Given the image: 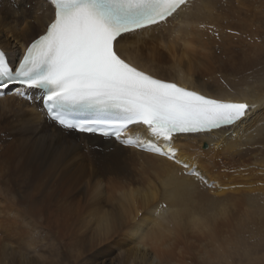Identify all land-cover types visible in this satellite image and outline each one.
<instances>
[{
    "label": "bare ground",
    "instance_id": "1",
    "mask_svg": "<svg viewBox=\"0 0 264 264\" xmlns=\"http://www.w3.org/2000/svg\"><path fill=\"white\" fill-rule=\"evenodd\" d=\"M254 1L191 0L179 21L132 37L121 48L129 62L160 78L257 103L234 138L177 140L179 156H197L200 171L216 187L114 139L62 131L37 110L38 102L0 98V236L5 229L9 237L25 238L33 230L26 233V223L43 225L53 239L68 241L59 264H193L191 251L199 259L222 256L235 264L228 246L253 221L264 219V207L258 206L264 202V79L259 85L234 79L264 61L261 46L244 34L254 25ZM48 15L45 0H0V47L16 57ZM251 128L257 135L245 139ZM165 179L170 187L164 202L176 211L161 219L160 198L149 201L146 193L163 191ZM109 218L112 232L100 239Z\"/></svg>",
    "mask_w": 264,
    "mask_h": 264
},
{
    "label": "snow or ice",
    "instance_id": "2",
    "mask_svg": "<svg viewBox=\"0 0 264 264\" xmlns=\"http://www.w3.org/2000/svg\"><path fill=\"white\" fill-rule=\"evenodd\" d=\"M45 3L49 15L44 27L18 58L0 47V98L38 100L37 110L62 131L114 139L172 162L181 169V176L216 187L200 171L197 156H179L177 140L184 135L234 138L248 124L257 103L225 98L220 92L208 94L160 78L129 62L121 52L130 38L179 21L191 8V0ZM198 27L203 29L205 24ZM213 34L219 36L218 31ZM220 78L224 82L225 78ZM249 135L255 137L257 129H248L245 139ZM161 184L163 191L149 190L146 199L160 198L156 214L164 219L176 210L168 209L164 202L169 197L168 179ZM112 228L109 218L99 238L110 234ZM30 242L26 238L22 243Z\"/></svg>",
    "mask_w": 264,
    "mask_h": 264
},
{
    "label": "rangeland",
    "instance_id": "3",
    "mask_svg": "<svg viewBox=\"0 0 264 264\" xmlns=\"http://www.w3.org/2000/svg\"><path fill=\"white\" fill-rule=\"evenodd\" d=\"M27 7L28 9H30V5H28ZM251 9L254 10V11L252 10L254 25L250 26L253 27L250 28L251 31H249V29H245L244 34H247V37L249 38L250 41L257 42L258 45L261 46L262 51H264V0H255L254 5L252 6ZM262 62L261 64H259V66H255L252 70L246 72L245 74H242L241 76H237L236 78H234L235 81H237V83L239 84L242 83L241 85L245 83L246 84L255 83V85L257 84L259 85L260 81L264 79V71H262L264 70V61ZM243 78L245 81L243 80ZM249 80L251 83L249 82ZM224 82L227 85H231L229 83L230 82L229 79L227 78L224 79ZM258 206L264 207V202L260 203ZM26 225L24 226V230L26 233L28 231V228L29 230L31 229L33 230H31L32 232L30 231L29 233H27L31 235H28V237L25 238H22V234L16 236V234L14 233H12L11 237H9L8 232H6V230L3 229L2 231L3 235L1 233L2 236H0V245H1L0 264H7L6 261L10 262L9 264H26L32 262H33L32 264H57L58 260L61 257V254H63V248L61 247H63V245L65 244H68V241L64 239L65 241L62 240L58 242L57 240L53 239V237L55 238V235L52 234L51 231L42 228L43 225L41 226L39 225L40 228L38 225H30L27 223ZM34 227H38L39 229L37 228L35 229ZM33 233L35 234L34 239H32ZM26 238L29 239L31 242L27 244L22 243ZM5 244H12L13 250L9 247L8 249L5 250V248H7L4 247ZM67 250L68 249H66L65 251L67 252ZM117 251L118 250L114 249L113 252V255L115 254L114 256L120 255V252ZM227 251L229 252L228 255L230 256V257L228 256V258L233 259L235 264H264V219L261 222L253 221V224L248 225L246 228H244L243 231L236 236L235 242L234 243L231 242V245L228 246ZM189 253H190V259L192 258L193 264H205V263L227 264L226 257L223 258L222 256L220 257L216 256L206 261L201 259V257L200 259L197 258L196 253H193L192 251ZM217 258L219 260L220 259L225 260L223 261L224 263L222 262V260L219 261ZM61 264H67V263L62 262Z\"/></svg>",
    "mask_w": 264,
    "mask_h": 264
}]
</instances>
